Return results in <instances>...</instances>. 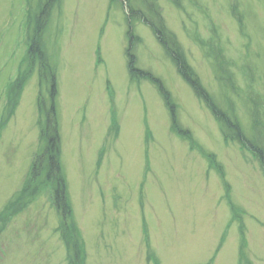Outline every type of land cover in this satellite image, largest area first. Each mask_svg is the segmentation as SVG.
Here are the masks:
<instances>
[{"label":"rangeland","instance_id":"rangeland-1","mask_svg":"<svg viewBox=\"0 0 264 264\" xmlns=\"http://www.w3.org/2000/svg\"><path fill=\"white\" fill-rule=\"evenodd\" d=\"M48 2L0 0V264H264L261 164L224 140L145 23L164 21L217 107L264 150V0ZM43 13L66 222L52 186L20 194L51 100L26 56ZM129 55L175 120L156 82L131 78Z\"/></svg>","mask_w":264,"mask_h":264},{"label":"trees","instance_id":"trees-1","mask_svg":"<svg viewBox=\"0 0 264 264\" xmlns=\"http://www.w3.org/2000/svg\"><path fill=\"white\" fill-rule=\"evenodd\" d=\"M47 5L50 4L52 0H48ZM55 1V0H54ZM48 13L41 14L40 18H37L35 27V32L37 30V35L32 34V29L30 27L27 35L26 45L27 54L29 60L31 61L30 71L35 64L38 66L40 74V83L49 82L50 84V111L46 115V125L41 129V122L39 124V129L41 130L40 138L44 141L45 147L42 149V153L35 160L34 166L31 169L30 176L27 180L25 188L21 191V198H32V196H37L38 191L43 188V186H52L54 193V203L59 214L62 215L63 220L66 222L68 218L72 215L71 205L67 197V184L65 182L63 171L61 169V139L59 135L58 123L56 115V99H57V86H56V76L52 65L50 64V58L45 52V44L43 43L41 28L46 24ZM43 18V19H42ZM240 21V18H238ZM161 18L158 19L160 21ZM142 22V20H140ZM147 22V23H146ZM146 24L152 29V32L155 34L157 40H159L160 45L166 51V55L173 61L175 67L178 70L179 75L186 83L190 85L192 90H194L197 98L203 101L209 111L212 112V115L215 120L222 123L225 141L236 140V142L245 148L247 151L252 152L254 157L260 162L261 168L264 171V150L259 144L253 139H250L244 131L241 130L240 123H237V120L230 119L224 111L219 109L215 104V101L205 90L201 79L196 75L194 69L188 64L187 59L183 49L177 42V38L168 31L164 21L157 26L156 22L145 21ZM158 23V22H157ZM34 32V33H35ZM133 33H131L132 35ZM130 35V36H131ZM129 36V37H130ZM129 71L131 72V78L137 77L139 74L142 78L150 79L153 82H156L159 85L160 92H162L163 98L167 103L168 107L171 109V112L174 111V106L170 102L168 92H165L160 81L154 80L151 75L146 72H140L136 69L135 58L132 55H129ZM36 67V66H35ZM25 79L17 80L16 86L20 87L23 85ZM43 102H41V108H43ZM173 118L175 120V115L173 113ZM224 127L231 131V136L224 130ZM178 134V129H174ZM181 135V134H180ZM182 137L187 140L183 135ZM256 142V144H255ZM212 158V157H211ZM215 163V162H214ZM216 164V163H215ZM219 168V174L223 178L222 167L216 164ZM63 230V229H62ZM66 238V237H65ZM70 263V261L68 262ZM71 264V263H70Z\"/></svg>","mask_w":264,"mask_h":264},{"label":"bare ground","instance_id":"bare-ground-1","mask_svg":"<svg viewBox=\"0 0 264 264\" xmlns=\"http://www.w3.org/2000/svg\"><path fill=\"white\" fill-rule=\"evenodd\" d=\"M40 100H41V99H39V101H40ZM50 109H51V108H50V105H49V111H50ZM230 206H232V205L230 204Z\"/></svg>","mask_w":264,"mask_h":264}]
</instances>
